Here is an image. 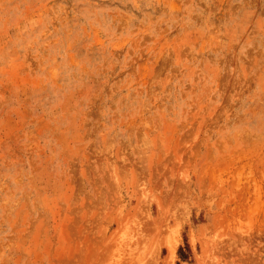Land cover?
Returning a JSON list of instances; mask_svg holds the SVG:
<instances>
[{
    "label": "rangeland",
    "instance_id": "374dc122",
    "mask_svg": "<svg viewBox=\"0 0 264 264\" xmlns=\"http://www.w3.org/2000/svg\"><path fill=\"white\" fill-rule=\"evenodd\" d=\"M0 264H264V0H0Z\"/></svg>",
    "mask_w": 264,
    "mask_h": 264
},
{
    "label": "trees",
    "instance_id": "16d2710c",
    "mask_svg": "<svg viewBox=\"0 0 264 264\" xmlns=\"http://www.w3.org/2000/svg\"><path fill=\"white\" fill-rule=\"evenodd\" d=\"M179 254H182V251Z\"/></svg>",
    "mask_w": 264,
    "mask_h": 264
}]
</instances>
